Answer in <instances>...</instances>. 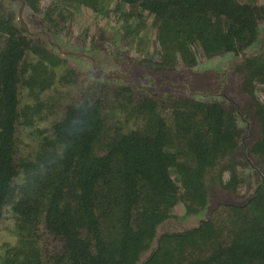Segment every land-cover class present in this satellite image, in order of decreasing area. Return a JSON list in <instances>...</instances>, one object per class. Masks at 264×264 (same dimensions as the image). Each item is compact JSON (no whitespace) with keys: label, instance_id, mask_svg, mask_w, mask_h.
<instances>
[{"label":"trees","instance_id":"obj_1","mask_svg":"<svg viewBox=\"0 0 264 264\" xmlns=\"http://www.w3.org/2000/svg\"><path fill=\"white\" fill-rule=\"evenodd\" d=\"M6 1L0 264H264V0ZM17 4L46 32L81 8L115 20V58L138 83L53 115L46 93L77 75L46 33L33 39ZM142 26L148 54L130 56L142 43L126 31ZM217 55L225 67L202 61ZM239 188L244 201L226 198Z\"/></svg>","mask_w":264,"mask_h":264},{"label":"rangeland","instance_id":"obj_2","mask_svg":"<svg viewBox=\"0 0 264 264\" xmlns=\"http://www.w3.org/2000/svg\"><path fill=\"white\" fill-rule=\"evenodd\" d=\"M4 2L7 8H11L10 6L16 7L14 3L8 4L6 0H4ZM49 2L50 0L43 1L41 11H45L46 4L48 5ZM25 7V5L22 6V4H17L18 10H16L19 13L20 9L22 8L21 19L26 23L27 27L29 28L30 34L34 36L33 39H39L40 34L46 33L45 36L49 40L48 43L46 39L47 45L53 52L58 55V50H61L63 52H69V54L65 55V58L63 57V59L68 62V65H70L66 66H72L71 68H73L75 75H77V78L71 81L70 83L54 87L46 93V96L50 99V113L54 115L56 111L65 109L71 103H79L83 98L90 94L94 95L97 93L104 92L106 93L107 102H113L112 99H114V96L111 95L113 93V90L117 89L120 86H134L136 83H138V81L131 79L128 76L126 78L125 76L128 71V67L126 65V55L123 54L122 58L119 59L115 58L117 53V47L114 41V37L112 34L107 33V29L109 28V26L115 23V20L109 21V19H105L101 17V15L97 16L96 14L92 13L91 10H82L81 8L78 10H74L72 13H70V15H68V18L71 20L66 22L64 26L61 27L59 25L57 28H53L52 30L46 32L30 28V25H28L27 22L29 18L28 11L26 9L27 7ZM18 19L20 21L19 17ZM103 26L105 28L99 34V30ZM135 29L136 30H128L126 31V33L130 39L137 38L142 43V39L146 36V28L145 26H142L138 29ZM86 30L89 31V33L97 34L99 36H97V38L92 41V39L94 38H89L92 36H89V33L86 35ZM101 34H104L103 38L100 36ZM41 36L46 38L43 35ZM143 44H146V42L140 44L139 42L135 41L131 46H127L130 47V49H128L129 55L133 57H138V55L144 57V55L148 54V48ZM118 51H120L119 48ZM70 52L76 53L71 56ZM228 58L229 56L227 55H217L213 56L212 58H202V61L206 65H208V67H214V69H219L220 67H225V61H229ZM235 60L236 59H233L230 63H233ZM144 82L149 83L148 81ZM152 85H147V87L149 86L148 88H154V86ZM219 89L221 90V87ZM215 93L218 92L215 91ZM26 95L27 94L25 92V101H27ZM153 95L156 98L158 97L156 90L153 91ZM196 96L201 99H206L207 97L208 100L215 99L213 97H209V94L205 98L204 96L206 95H201L198 93L196 94ZM159 97L162 99L163 96L159 95ZM31 143L32 142H29V145ZM241 168L242 167H238V170L241 171ZM226 175L227 173L225 172L223 177H225ZM251 184H253V182H251ZM223 194H218V196L216 197L224 198ZM226 196V198H229L230 200L235 202H241L247 198L246 190L243 188H241V190L239 188V191L236 192L235 195H230L229 193H227ZM211 202L213 201L211 200ZM180 209L181 205L180 207L177 206L175 210L176 212H179ZM208 211L209 209H205L204 212L200 215H194V217H190L191 219H189V221L187 222L188 225L190 226L191 224L197 223L199 222V220L204 219L207 214L210 213ZM8 223H10V221ZM162 228V225L158 227V230L161 231V233ZM2 235L3 239L5 240L14 239L13 237L7 236L5 234V230L3 231Z\"/></svg>","mask_w":264,"mask_h":264},{"label":"water","instance_id":"obj_3","mask_svg":"<svg viewBox=\"0 0 264 264\" xmlns=\"http://www.w3.org/2000/svg\"><path fill=\"white\" fill-rule=\"evenodd\" d=\"M21 10H22V8L20 9V11H19V13H18V14H19L20 21L22 22L23 25H25V26L27 27L26 23L21 19ZM27 29L29 30L28 27H27ZM74 53H76V52H70V54H74ZM240 61H241V60H239L238 62H240ZM126 78H127V77H126ZM129 78L133 79L132 77H129ZM169 82H170V83H175V82H173V81H169ZM224 85H225V83H224ZM224 85L222 86L221 90L218 91V93H215L216 95L221 94ZM161 87H162V85H161ZM161 87H160V88H161ZM187 87H188V85H187ZM195 93L203 94V92H201V91H199V90H197ZM205 94H207V93H205ZM203 95H204V94H203Z\"/></svg>","mask_w":264,"mask_h":264}]
</instances>
